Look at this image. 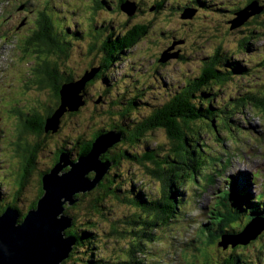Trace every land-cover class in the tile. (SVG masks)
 I'll return each mask as SVG.
<instances>
[{
	"label": "rangeland",
	"instance_id": "obj_1",
	"mask_svg": "<svg viewBox=\"0 0 264 264\" xmlns=\"http://www.w3.org/2000/svg\"><path fill=\"white\" fill-rule=\"evenodd\" d=\"M25 1L32 3L33 6H37L36 1H47V4L50 2L55 6L54 21L71 30V32H59L61 38L69 40L70 44H68V56L60 60L56 59L57 69L58 72L62 71L72 77L74 81L79 80L86 69H90L88 64L97 60L99 53L98 40L83 37L85 26L82 24V10L78 8L82 4L79 0ZM90 1L85 0V2ZM106 1L111 7V9L106 7L104 14L106 35L110 32V28H113L115 33H119L132 27L136 21H145L151 22L152 25L148 37L144 41H139L126 55L120 57L110 69L106 70L105 79L86 87L87 82L82 92L86 95L87 103L77 111H65L60 122L53 119L50 124L56 128V132L50 131L52 134H47L45 131L38 135L37 132L27 129L25 132L14 130L12 128L14 119L7 113V109L13 107L14 99L16 101L22 95L21 99L24 102L17 105L25 106L26 112L37 110L46 114L48 111L45 117L46 124L47 118L60 106L61 95L59 92L58 100L57 96L55 98L52 96L51 86H47L50 92L48 89L40 90L33 83L34 46H30L23 55L20 49L25 38L14 34L16 30L13 31L12 25L15 19L7 23L4 21L10 12L15 18L19 15L12 8L5 7L4 0H0L1 209L11 204L19 209L21 215L26 214L31 204L43 194L40 195V189L43 191L42 173L53 168L54 150L63 149L64 152L69 153V157L73 155L75 158L72 160L77 162L85 155L77 153L75 140L82 143L83 139H91L98 129L105 132L111 129L136 132L139 124L155 108L161 106L175 92L183 90L189 78L199 77L203 63L201 59L204 56H209L218 48H222L227 51L226 56L234 61V65L238 63L249 70L243 74H232L231 79L223 86L213 83L214 88L211 92L215 93L216 97L211 104L214 109L226 108L225 112L220 114V118L215 117L212 121L196 122L199 123L201 132L195 136L198 141L196 145L198 148H203L204 155H207L211 161V166L218 156L223 159L218 160L215 167L203 168L201 183L199 182L201 185L193 182L191 175L184 185L177 184V188L181 190L178 198H182L181 194L184 193V198L176 204L179 210L166 226L159 227L153 236L149 235L142 239L145 243L142 247L144 251H140L137 247L130 248L133 245L131 234L117 235L113 232V226L118 231L129 228L123 224V221L136 212L132 200L138 199L139 192H144L150 198L162 196V190L166 187L152 175L150 169L154 166L150 162L148 153L156 151L161 159L166 151L171 150L173 140L166 130L159 129L139 135V140L136 142L114 144L104 153L112 157L109 158L112 165L120 155L124 154V151L133 156H120V159H125L115 171L111 170V175L114 176L111 180V189L104 195L100 210L94 211L90 208L91 200L88 198L82 203H77L78 205L66 208V212L73 217V220L76 216L77 231L93 234V237L88 236L79 245L77 243L74 245L75 252L68 264H95L93 260L97 259L104 260L101 264H115V260L129 259V253L139 264H205L206 262L221 264L223 259L226 261L229 258H236L238 254L242 255L241 264H264V236L252 240L254 244L250 243L249 246L231 251V246L226 250L217 246L220 235L216 234L210 243V236L207 232L201 231L203 224H207L211 231L219 227L215 220L210 219L214 218L210 211L222 193L220 189L226 186L224 180L237 171H245L253 182L251 167L260 162L264 165V107H256L249 103L246 94L248 91L258 95L264 93V11L257 17L250 18L251 23L249 20L237 29H230L229 20L247 0H208L216 3L218 7H223L224 12L198 9L194 18L189 21L182 19L180 15L184 7H193L191 0H164V7L159 13H153L148 9L155 0H139L147 12L129 22L121 10L114 9L117 0ZM33 13L36 16L34 11ZM70 13L78 15L72 16ZM101 19L100 13L98 20ZM78 22L80 25H77ZM172 36L176 39H185L183 44L176 46V50H180L183 58L173 59L165 64L160 63L157 58L167 43L172 41ZM92 43L95 44L90 52ZM55 81L57 82L56 78ZM199 97L198 93L195 100ZM99 99L100 101L97 102ZM262 101L264 103V99ZM131 102L134 103L132 106ZM70 113L76 115L72 116ZM209 123L214 125L212 129L208 127ZM113 125H118L120 128H111ZM16 134L22 137L25 157L29 158L33 155L31 164L34 168L28 167L30 172L25 177L23 186L18 184L19 177H17V173L23 169V162L18 157L20 152L16 150L17 146L12 145L18 142L14 136ZM78 137L81 138L77 139ZM7 144H11V147L8 148ZM25 164L27 165V162ZM162 165H165V162ZM207 172H211L212 175L209 179L203 177ZM255 178L259 179L260 183L254 188L250 186V191L255 196L261 195L264 199V170L256 171ZM209 182L211 184L206 187ZM114 187H117V192H113ZM254 195L253 203L250 201L251 198L245 196L246 199L242 198L241 201L233 204L231 211L242 210L238 213L235 226L229 230L243 229L250 222L249 219L253 218L251 214L256 212L258 206L261 210L256 212V215L264 216V202ZM249 201V205L245 204Z\"/></svg>",
	"mask_w": 264,
	"mask_h": 264
},
{
	"label": "trees",
	"instance_id": "obj_2",
	"mask_svg": "<svg viewBox=\"0 0 264 264\" xmlns=\"http://www.w3.org/2000/svg\"><path fill=\"white\" fill-rule=\"evenodd\" d=\"M8 1L11 4L13 2V0H8ZM126 1L129 2L130 0H118V7L119 6L121 7V5ZM252 1L253 0H247L246 1L247 5ZM255 1L260 2L259 4L264 7V1L261 0H255ZM95 2L96 4L98 3V1ZM48 4L52 5L50 2H48ZM106 4L109 5L108 1L106 2ZM198 4L200 6L203 5L207 6V4L204 1H199ZM44 5H47V1L44 2ZM79 8L82 10L81 12L82 16L86 17L89 20V24L94 29L96 22V15H97V7L94 9V11H92L93 15L91 17H87L86 15H84L86 5L85 6L81 5L79 6ZM259 14L253 15L251 16V18H255ZM249 20L251 23V19ZM27 21L29 22V27L26 28L27 37L24 39V42L21 47L22 53L23 55H25L27 49L30 46H34V49L32 50L33 53H37L39 57L47 56V58L44 59L41 58L42 63L40 64V67L37 70L34 69V71H37V76L41 81H43L44 79L52 78L51 81L52 83L49 86H51L53 90L55 89L53 83L56 82L55 78L57 79L55 96H57V99L59 100V90L61 85L65 82L74 81L72 77L62 73V71L58 72L57 69L58 61L56 60L57 58L59 60L62 58H66L68 55V47H67L68 40L62 39L59 32H71V30L69 28L62 27V25L57 24L54 21V18H50L47 14H41L38 16L36 14L35 16L33 13ZM83 22L86 28H88L87 23H85L84 19ZM247 22L248 21H246V23ZM141 27L148 29L149 25L135 22V25L130 27V29L132 30L126 32L124 35L116 39L107 37L106 35L107 37L106 42L108 44L110 42V39L115 40L114 43L118 45L115 44L112 45L117 48V51H120L122 49L127 50L129 48H132V46H134L140 39L139 37H140ZM85 31L86 29L84 30L83 34H85ZM45 32H49V33L53 32V33L48 34ZM133 32L138 34L139 36L135 40H131V38L134 36ZM18 35L21 36L22 33L18 32ZM224 53L225 50L219 48L209 57H203L201 59L203 63L199 77L189 78L188 81H186L183 90H181L180 92H175L166 102H164L161 106L155 108L153 112L146 119H144L142 123L139 124V126L136 128V132H134L133 137L127 140L130 142H136L139 140V135H144L146 134V132H151L153 130L157 131L159 129L166 130L169 137L173 140V142H171V146H172L171 150L166 151L164 157H162L161 159H159L160 155H158L156 151L148 153L150 162H152L154 166L153 168L150 169L152 175L166 187L162 190V196L150 198L148 195H145L144 192H139V194L137 195L138 199H135L134 201L132 200V202L135 204L136 212L132 213L130 218L123 221V224L128 226L129 228L123 231H118L115 228V226H113V232L115 234L120 236H126L128 234H131L133 236L132 239L133 245L130 248L137 247L138 249H140V251H144L142 247L143 244L145 243L142 242V239L148 237L149 235L153 236L154 232L159 227L166 226L171 220H173L176 212L179 210V207H176V204L179 203L180 200L184 198L183 197L184 193L182 192L181 194L182 198L179 199L178 194L181 193V190L177 188V184H179L180 186L184 185L185 181L189 179V175H191L193 181L199 183L202 177V173L204 171L203 168L207 166V169H209L211 166L210 164L211 162L207 158V155L206 156L204 155L205 151H203V148L202 147L198 148V145H196L198 141L196 140L195 135L198 132H201V127H199V123L207 122V120L212 121L213 118L215 117L220 118L221 116L220 114L225 112L226 108L223 109L221 107H217L216 109H214L215 107L211 104V102L216 97V94L211 92V89L214 88L213 83H219V86H223L226 84V82L229 79H231L232 74L234 73L243 74L247 70H249V68L243 67L238 63L234 65V61L231 60L230 57L222 56ZM110 54L112 55L113 53H109V55ZM117 56L118 54L112 55L111 60L114 61L117 58ZM109 67L110 65H107L106 70H108ZM47 85L48 84H40L39 88H44V86ZM198 93L200 94V97L198 100H195V97ZM246 94L248 95L249 103L255 105L256 107H264V103L262 101L264 99V93H260L258 95V93H253L251 91H248L246 92ZM133 104H134L133 102L130 103L131 106ZM70 114L72 116L76 115V113H70ZM42 125L44 127L41 126L40 132H37L38 135L45 132L44 119L42 120ZM213 126L214 125H212V123L208 124V127L211 129L213 128ZM113 127L120 128V126L118 125H113L111 128ZM102 132L105 131L98 129L93 133L91 139H83L82 141L83 149L79 154L87 155L92 148L93 140L97 137V135L101 134ZM80 138L81 137H78L77 139ZM78 143L79 142L75 140V148H76V144ZM61 151H63V149H61L59 153ZM59 153H57L58 156ZM103 155L104 153L101 155L100 160L104 161V160H109V158L112 159V157L109 156L108 154H105L104 156ZM122 155H125L127 157L133 156L132 154L127 153L126 151H124V154ZM58 156L56 160L58 159ZM167 158L169 160H167ZM123 159H119L120 160L119 162L122 163ZM218 160H221V158H216L212 164H215ZM117 162L118 160L115 161V163ZM163 162H165V165H162ZM113 165L111 166V168L113 167ZM28 167L34 168L33 164H31L30 157L29 158L27 157V165L25 166L23 163L22 171L17 173V177H19L18 184H21L22 186L24 184L25 177L30 172ZM68 169L69 168H66L65 170ZM49 170L50 169L46 170L45 172ZM112 170L115 171L116 169H112ZM109 171H110L109 173H106L103 176V178H101L98 181V185L95 186L92 190L86 193H80L76 195V197H79L78 201L80 202L77 201L74 205H76L77 203H82L85 200V198H88L89 200H91L90 208H92L94 211L100 210V206L102 205V201L104 200L105 197L104 195L106 194V192L110 191L112 184L111 180H113L114 178V176L111 175L112 172L110 168ZM45 172H43L42 175ZM95 175L96 173L92 171L91 173H89L88 176L90 178H94ZM211 176H212L211 172L210 173L207 172L203 175L205 179H209L211 178ZM206 185L208 186V183ZM226 191H224L220 195L221 198L219 197L218 201L215 203V205L212 207V210L210 211V214L214 215V218H210V219L215 220L220 227L219 228L217 226L218 236L219 235L222 236L227 232L230 234H236L238 232V231L229 230V228L235 226L234 224L236 219L238 218V213L242 210V209H237L235 212L231 211L233 204L237 201H241L242 196L239 197L238 199H234L231 198V194L235 195L234 192H231L230 190H226ZM113 192H117V187L113 188ZM42 193L43 191L40 189V195ZM102 193H104L103 196L101 195ZM38 198L39 197H37V199L31 204V208L36 206ZM257 198H261L264 202V199L262 198L261 195ZM245 204L249 205L250 202ZM8 206L14 207V205L7 204L6 206H3L2 209L0 208V213H2L5 210V208ZM257 209L260 211L261 207L258 206ZM256 212H253L251 216L255 215L257 218H259L260 215H256ZM24 215L22 216L24 217ZM75 217L73 220L72 227L70 229H67L66 233L69 236L74 235V237H76L77 239L76 243L79 245L80 242L83 239L87 238L88 236L93 237V234L89 233L90 234L89 235L87 233H83L82 231H77L75 229L76 228ZM253 218L249 219L250 222L252 221ZM250 222H248L244 226V228L240 230V233L246 228V226L250 224ZM262 226L263 223L260 222L258 228L256 229L258 230ZM201 231L207 232V234L210 236L209 242L211 243L215 234L210 230L208 225L203 224V226L201 227ZM261 233L258 234L257 238L260 239ZM250 234L251 231L247 232L245 235L238 238V240L245 241L247 240ZM250 243H246V244L237 243L234 247L231 246L232 248L231 251L249 246ZM75 248L71 253V255L69 256V258L63 262V264H68V261L73 257ZM128 257L129 259H123L122 261L115 260L114 262L115 264H121V263L139 264L136 263V260L133 258V255L131 253L128 254ZM240 260L242 261V255L238 254V257L236 258H229L226 261L223 259V263L221 264H241ZM103 261H104L103 259L93 260L95 264H101V262ZM205 264H210V263L206 262Z\"/></svg>",
	"mask_w": 264,
	"mask_h": 264
},
{
	"label": "water",
	"instance_id": "obj_3",
	"mask_svg": "<svg viewBox=\"0 0 264 264\" xmlns=\"http://www.w3.org/2000/svg\"><path fill=\"white\" fill-rule=\"evenodd\" d=\"M24 8L25 5L21 4L18 9ZM121 8L130 15L136 10L135 5L128 1ZM263 9L258 1L253 0L230 21L231 29L245 24L251 16L261 13ZM192 13L193 10L188 9L182 17H190ZM173 47L174 45L162 52L159 62L166 63L170 59L178 58L177 52L168 53ZM99 70L100 68L92 67L79 80L61 85V104L55 111L57 113L54 112L47 118L46 132H56V128L50 124L53 119L60 122L65 111H77L86 104L82 92L87 82L94 79ZM99 101L100 99L97 102ZM123 139L124 133L121 130L103 132L95 138L90 152L80 157L77 162L70 160L69 153L62 151L53 168L43 174V194L38 198L36 206L29 209L24 217L16 207L5 208L0 214V264H63L69 258L77 239L66 233L73 225V217L69 216L66 208L79 200L76 195L92 190L108 173L112 162L101 161L100 157ZM66 168L69 169L65 170ZM92 171L96 173L94 178L88 176ZM260 222L263 226L257 230ZM251 223L241 234L222 235L218 246L227 249L230 244L234 247L236 243L246 244L257 238L264 231V218L254 219ZM249 231L251 234L247 240H238Z\"/></svg>",
	"mask_w": 264,
	"mask_h": 264
},
{
	"label": "flooded vegetation",
	"instance_id": "obj_4",
	"mask_svg": "<svg viewBox=\"0 0 264 264\" xmlns=\"http://www.w3.org/2000/svg\"><path fill=\"white\" fill-rule=\"evenodd\" d=\"M4 1L6 3L4 5L5 7L12 8L13 11L17 12L18 15H19L17 18H15V15L13 13H9V15L4 18V21L7 23V22H9L10 20H12L14 18L15 22L12 25V28L14 30H16L15 34H18V32L22 33L21 38H26L27 37L26 28L29 27V22L27 20L33 14V11L37 14V16L41 15V14H47L50 18H54V15H53L54 10L53 9L55 8V6L54 5H49V4L44 5L45 1H36L35 3L37 4V6H33L32 3L27 2L25 0L24 1L22 0V2H21V0H13L12 4L8 0H4ZM95 1H98V3L96 4ZM199 1H204L207 4V6H204V5L200 6L198 4ZM79 2L82 5H84V6L86 5V9H85L84 15H86L87 17H91L93 15L92 11H94V9L97 7V15H96V22H95V28L94 29L89 24V20L86 17L82 16V18L85 20V23H87V27H88V28H86V26L84 25V22H82V24L85 26V29H86L85 34H83V35L85 37H87V38L91 37L93 40L96 38L98 40L97 46H99V48H98L99 53H98L97 60H95L92 63H89L88 65L90 66V68H92L91 66L99 67L100 71L98 72V74L95 76V78L93 80L88 82V84L86 86V87H88V86H92L95 83L105 79L106 66L110 65V67H109V69H110L115 64V62L118 61V59L120 57H122L123 55H126L128 53V51H129V49H131V48H129L127 50L122 49L120 51H117V48L114 47L112 44H115V45H118V44L114 43L115 40H111V39H110V42L107 44V42H106L107 37H111L113 39H116V38L124 35L126 32H128V31H130L132 29L128 28L124 32L115 33V30L113 28H110V32H108L107 37H106V24H105L104 14H105L106 7L108 9H111V7H109V5L106 4L107 1L106 0H91L90 2H85V0H79ZM129 2L133 3L135 5V7H136V10H135L133 15L128 14L120 6L118 7V0L115 2L116 6L114 8V9L118 8L119 10H121V13L128 19V22L137 19L139 16H143L147 12L146 9L143 7L142 3L139 0H130ZM164 2H165L164 0H155L154 3L149 6L148 9L150 11H152L153 13H159L164 7ZM190 2H191V5L193 7H184L182 9L183 11H182V13L180 15V17L182 19L186 20V21H189V20L193 19L194 16L196 15V12H197L198 9L199 10L200 9L201 10H217L218 12H224L223 7H218L216 3L210 2L208 0H191ZM21 4H25V8L19 10L18 7ZM246 5H247V3H245V5L242 8H244ZM79 6H81V5H79ZM79 6H78V8H79ZM188 9H191V10L193 9L192 15L190 17H185V18L182 17L183 14H185L186 10H188ZM239 10L234 12V17L236 16V14H237V12ZM68 12H69V10H68ZM100 13L102 14V19L99 21L98 20V16H99ZM70 14L72 16H75L77 13H75V14L74 13H70ZM232 19H230L229 22ZM136 22L149 25L148 29L147 28H143V27L140 28V30H141L140 37L138 36V34L133 32L134 36L131 38V40H135L136 38L139 37L140 39L138 40V42L139 41L141 42V41L146 40V38L148 37L152 25H151V22H145V21H136ZM96 23H98L99 25H96ZM77 25H80V22H78ZM88 25H90V26H88ZM45 33L52 34L53 32H51V33L45 32ZM184 42H185V39H182V38L181 39H176L174 36H172V41L167 43V46L164 48L163 51H165L167 48H169V47L174 45V47L168 53L169 54H173V53L177 52L178 53V58L182 59L183 55L180 54V50H176V46L180 45V44H183ZM67 43L70 44V41L68 40ZM68 44H67V47H68ZM94 44L95 43H92L90 45V52L93 50ZM134 46H132V48ZM20 50L22 52V48ZM162 52L160 53V56H161ZM214 52H216V51H214ZM109 53H113L112 55L118 54V56H117V58L114 61H112L111 60L112 59L111 58L112 55L111 54L109 55ZM33 54H34V57H35V60H34L35 67H34V69L37 70L40 67V64L42 63V59L47 58V56L39 57L37 53H33ZM226 54H227V51H225V53L222 56L226 57ZM160 56L157 58L158 62H159ZM209 56H204V57H209ZM178 58H176V59H178ZM155 60H156V58H155ZM171 60H173V59H171ZM163 64H165V63H163ZM87 69H89V68H87ZM34 76H35V79H34L33 83H35L38 88H39L40 84H48L47 86H49L52 83L51 82L52 78L51 79H44L43 81H41L38 78V76H37V71H34ZM79 77H80V75H79ZM47 86H44V88H39V89L40 90H44V89L47 90L48 89L51 92V90ZM53 86L56 89V86H57L56 82L53 83ZM55 89L51 93L54 98H55ZM87 93H88V91H87ZM21 96H19L16 99V101L14 99L13 104L14 103L15 104H14L13 107L7 109V113L9 115H11V117L14 119V126L12 128L14 130L18 129L20 131H24L25 132L27 127H28L27 130H30V131H33V132H40L41 126L44 127L42 125V120L44 119V121H45V117L48 114V111L46 112V114L40 113L37 110L26 112L25 106H18L17 105L19 103L24 102V100L21 99ZM85 96L86 95L84 93V97ZM88 96H89V93H88ZM85 99H86V97H85ZM86 103H87V99H86ZM121 130L124 133V139L122 140V142L123 141L127 142V140L129 138H132L133 135H134V132H130V131L129 132H125L123 129H121ZM46 133L47 134H52V132H46ZM14 136H15V138H17L16 141H18V142L15 143V144H12V145H16L17 146L16 150H18L20 152V156H18V157H20V160L26 166L25 162H27V157H25V155H26L25 154V146H24V143L21 141L22 137H21V135L19 136V134H16ZM7 147L10 148L11 144H7ZM76 149H77V153H80L82 151V149H83L82 148V143L76 144ZM59 150H61V149L59 148L57 151L54 150V157H53L54 158V164L58 160V159L56 160V158L58 156L57 153L59 152ZM32 156L33 155L30 156V160L31 161L33 159ZM120 156H122V155H120ZM71 157L73 159L75 158L73 155H71ZM125 157H127V156H125ZM119 159H120V157L117 159L118 162L113 165L111 170L119 167V165H120V162H119L120 160ZM1 207L2 206L0 204V208ZM30 208H31V206H30ZM263 233L261 234L260 238H262L264 236ZM252 244H254V242H252Z\"/></svg>",
	"mask_w": 264,
	"mask_h": 264
},
{
	"label": "bare ground",
	"instance_id": "obj_5",
	"mask_svg": "<svg viewBox=\"0 0 264 264\" xmlns=\"http://www.w3.org/2000/svg\"><path fill=\"white\" fill-rule=\"evenodd\" d=\"M65 150H66V149H65ZM69 158H70V160L73 159L71 156H70ZM72 161H73V160H72ZM101 161H103V160H101ZM243 175H244V171H241V172H240V180H241L242 177H243L245 183H246L248 186H251V188H252V185H253V184H252V181H251L249 175H248V174H246V175H244V176H243ZM226 192H227V191H226ZM241 196H242V198H244V199H246L245 196L248 197V198H251L250 201L253 203V201H252L253 193L249 191V189H248V187H247L246 185H243V187H242ZM220 198H221V197H220ZM250 201H249V202H250ZM249 202H248V203H249ZM256 211L258 212L259 210L256 209Z\"/></svg>",
	"mask_w": 264,
	"mask_h": 264
},
{
	"label": "clouds",
	"instance_id": "obj_6",
	"mask_svg": "<svg viewBox=\"0 0 264 264\" xmlns=\"http://www.w3.org/2000/svg\"><path fill=\"white\" fill-rule=\"evenodd\" d=\"M24 5H25V4H24ZM18 8H19V7H18ZM10 13H12V12H10ZM8 15H9V14H8ZM8 15H7V16H8ZM13 31H14V29H13ZM12 33H14V32H12ZM14 34H15V33H14ZM15 35H17V34H15Z\"/></svg>",
	"mask_w": 264,
	"mask_h": 264
}]
</instances>
